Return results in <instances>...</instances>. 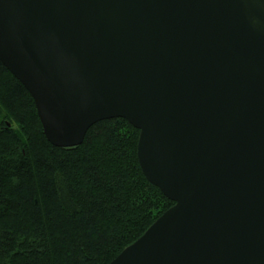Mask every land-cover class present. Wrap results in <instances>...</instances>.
Listing matches in <instances>:
<instances>
[{
  "label": "water",
  "instance_id": "95a60500",
  "mask_svg": "<svg viewBox=\"0 0 264 264\" xmlns=\"http://www.w3.org/2000/svg\"><path fill=\"white\" fill-rule=\"evenodd\" d=\"M0 62L54 146L139 130L174 204L108 264H264V0H0Z\"/></svg>",
  "mask_w": 264,
  "mask_h": 264
},
{
  "label": "trees",
  "instance_id": "16d2710c",
  "mask_svg": "<svg viewBox=\"0 0 264 264\" xmlns=\"http://www.w3.org/2000/svg\"><path fill=\"white\" fill-rule=\"evenodd\" d=\"M138 136L111 118L52 145L0 62V264H108L137 240L174 204L144 176Z\"/></svg>",
  "mask_w": 264,
  "mask_h": 264
}]
</instances>
